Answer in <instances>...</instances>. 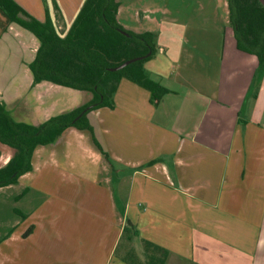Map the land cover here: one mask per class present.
<instances>
[{"label": "crops", "instance_id": "1", "mask_svg": "<svg viewBox=\"0 0 264 264\" xmlns=\"http://www.w3.org/2000/svg\"><path fill=\"white\" fill-rule=\"evenodd\" d=\"M44 1L14 0L40 22L48 14L64 37L85 0ZM117 3L124 30L153 34L158 52L144 68L170 93L153 106L149 92L121 80L114 109L88 114L117 173L87 131L68 129L36 149L18 181L21 200H39L38 191L58 200L64 189L69 202L59 214L42 198L13 243H0V264H149L144 242L164 251L162 264H264V70L237 50L226 0H198L191 17L172 19L150 17L146 0ZM38 45L0 11V104L34 126L91 100L34 83ZM12 154L0 144V169ZM59 227L71 238L45 235Z\"/></svg>", "mask_w": 264, "mask_h": 264}, {"label": "trees", "instance_id": "2", "mask_svg": "<svg viewBox=\"0 0 264 264\" xmlns=\"http://www.w3.org/2000/svg\"><path fill=\"white\" fill-rule=\"evenodd\" d=\"M228 25L237 50L254 56L259 71L264 70V6L258 0H226ZM117 0H85L64 37L55 31L48 16L40 22L14 2L0 0V11L11 22L28 30L39 45L29 65L34 83L51 84L91 94L85 105L49 118L34 126L16 122L0 104V144L13 154L0 169V188L17 183L32 171L33 154L38 147L51 145L68 129L87 131L113 172L118 169L93 137L88 114L102 108L114 109L113 96L121 80L146 90L157 106L170 92L148 76L144 64L158 52L153 34H135L124 30L116 20ZM142 58L112 72L125 61ZM123 235L130 241L135 232L127 225ZM153 256L149 264H162L165 255L157 246L144 242ZM151 262V263H150ZM136 264V263H135Z\"/></svg>", "mask_w": 264, "mask_h": 264}, {"label": "rangeland", "instance_id": "3", "mask_svg": "<svg viewBox=\"0 0 264 264\" xmlns=\"http://www.w3.org/2000/svg\"><path fill=\"white\" fill-rule=\"evenodd\" d=\"M44 7H46V2L44 0H41ZM122 1V0H121ZM149 5L151 6L150 10H153V15H150V17H155L161 19L164 18H186L191 17L193 15L192 11L194 8L197 7L196 1L198 0H146ZM122 4V3H121ZM125 4V0H124ZM146 6L147 7H149ZM31 9H33L31 7ZM140 10V8H138ZM130 11V10H129ZM143 11V9H142ZM125 13V12H124ZM144 13V11H143ZM127 21H129V17L127 16ZM129 24V23H128ZM131 25V24H130ZM19 181V180H18ZM17 181L16 184L10 186V188H6L4 191H0V243H13V241H10L9 239L13 236L18 235V233L23 230L22 228L24 225L25 220L28 218L31 220V215L34 211L38 209V204L42 200V198H45V196L41 195L43 191H38V199H23L21 194L25 195V191H23L22 185L19 184ZM23 184V183H21ZM58 188L57 184H53L51 191H56ZM36 191V187L34 188ZM62 193L60 195V198L57 199H51V198H45L43 203L47 204H53L60 214L68 205V199L65 196L66 190L61 189ZM78 208V207H77ZM65 213V212H64ZM66 214V213H65ZM78 215L76 214V217ZM31 225V224H30ZM64 229V227H63ZM82 234V231H80L79 235L77 234V238H73L74 240H78V236L80 237ZM48 236H54V238L57 241H67V239L71 237H66L61 232V229L59 227L56 234H54L53 230L47 231ZM9 240V241H7ZM113 258L115 259V252L112 254ZM110 261V259H109Z\"/></svg>", "mask_w": 264, "mask_h": 264}, {"label": "water", "instance_id": "4", "mask_svg": "<svg viewBox=\"0 0 264 264\" xmlns=\"http://www.w3.org/2000/svg\"><path fill=\"white\" fill-rule=\"evenodd\" d=\"M263 6H264V0H258ZM142 58H135V59H131V60H128V61H125L124 63H122L121 65H119L118 67L116 68H112V69H109V71H112V72H115V71H118V70H121L123 69L124 67H126L127 65L133 63V62H136L138 60H141Z\"/></svg>", "mask_w": 264, "mask_h": 264}]
</instances>
